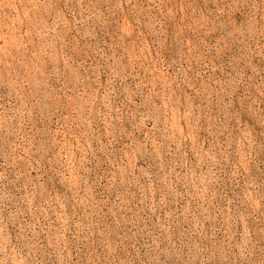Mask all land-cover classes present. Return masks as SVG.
<instances>
[{
	"label": "rangeland",
	"instance_id": "374dc122",
	"mask_svg": "<svg viewBox=\"0 0 264 264\" xmlns=\"http://www.w3.org/2000/svg\"><path fill=\"white\" fill-rule=\"evenodd\" d=\"M0 264H264V0H0Z\"/></svg>",
	"mask_w": 264,
	"mask_h": 264
}]
</instances>
